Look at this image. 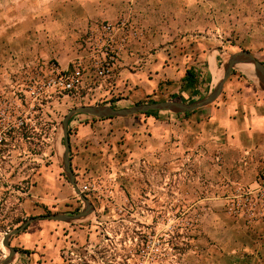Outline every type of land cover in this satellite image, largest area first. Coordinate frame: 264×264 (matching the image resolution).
I'll use <instances>...</instances> for the list:
<instances>
[{
  "label": "rangeland",
  "instance_id": "374dc122",
  "mask_svg": "<svg viewBox=\"0 0 264 264\" xmlns=\"http://www.w3.org/2000/svg\"><path fill=\"white\" fill-rule=\"evenodd\" d=\"M18 1L0 0V17L4 20L0 25V201L16 203L29 199L30 213L22 219L17 210L13 216L6 217L3 220L5 231L18 228L31 217L75 215L84 209L62 164L61 121L68 111L95 105L120 109L149 102H134L118 96L113 98V104L106 105L111 99L94 96L85 88L81 67L82 83L71 92L45 88L51 77L49 64L55 62L36 59L32 51L14 61L16 57L7 45L12 38L6 32L10 24L5 23L6 11L10 3ZM201 1L207 6L206 12L202 15L192 11V14L213 26L201 27L200 32L198 29L192 31L196 40L191 46L200 41L207 47L208 55H215L220 49L227 57L226 54L248 51L244 49L246 47L255 51L262 45L257 40L262 34L256 32L264 29L259 27L261 22L264 24L262 8L243 12L237 7L233 13L222 0ZM233 1L237 3V0ZM195 3L198 6L199 0ZM221 8L225 10H219ZM232 15L237 20L236 26L231 24ZM246 25L251 28H244ZM132 27L127 43L117 53L126 48L129 39L142 35L140 29ZM87 45V52L103 58L104 48L97 46V40L87 41ZM117 61L118 56L111 79ZM223 65L220 72H223ZM248 67L252 71V66ZM91 68L94 71L92 65ZM235 70L229 79L238 74L242 77L240 71L246 76L249 74L243 65L236 66ZM226 83L228 87L230 82ZM224 93L223 89L221 95ZM203 111L181 116L186 123L175 126L174 134L168 132L167 124L163 123L170 116L176 118L169 112L157 113L154 123L144 125L135 121L146 117L144 114L126 120L86 118L93 123H114L92 129L84 128L88 125V120H84L88 116H74L70 121L72 125L68 126L69 142L75 138L83 139L88 141L87 146L98 141V146L89 152H70L77 190L88 198L94 211L88 217L70 223L33 222L32 225L46 224L60 229L46 231L44 228L37 232V245L50 250L44 264L234 263L230 247L223 253L216 239L223 236L231 242L229 233L223 231H235L233 224L238 219L242 228L253 224L235 216L231 210L238 191L248 185L232 180L229 164L236 156L230 154V144L216 135L202 134L201 116L207 115ZM195 113L200 115V123L190 122ZM124 121H128L125 128L131 130L127 144L117 129V123ZM243 172L245 176L247 173ZM83 187L87 190L81 192ZM10 205L4 204V207L9 210ZM0 252L1 261L8 250L2 245ZM33 261L39 264L43 259L37 257Z\"/></svg>",
  "mask_w": 264,
  "mask_h": 264
},
{
  "label": "crops",
  "instance_id": "0c3cea01",
  "mask_svg": "<svg viewBox=\"0 0 264 264\" xmlns=\"http://www.w3.org/2000/svg\"><path fill=\"white\" fill-rule=\"evenodd\" d=\"M195 2L196 0H19L10 3L6 11L5 23H10L6 32L12 38V42L7 45L16 57L14 61L32 51L36 59L40 58L46 63L54 61L60 71L79 65L85 74V88L94 96L111 99L106 105L113 104V98L118 96L134 102L160 98L190 103L197 99V96L192 89L184 88L186 70L193 68L198 74L199 82L195 88L205 95L212 89L215 80L219 79V73L220 78L222 77L223 72H220L219 68L231 54H226L225 57L223 51L217 49V54L208 55L207 47L200 41L191 46L196 40L191 32L196 29L200 32L201 27L210 25L208 21L193 16L192 11L203 15L207 9L203 1L199 0L198 6H195ZM223 2L227 4V10L231 8L233 13L237 11V7L243 12L261 8L264 11V0H237V3L233 0H222ZM122 20L140 29L142 35L137 39H129L126 48L117 53L118 61L112 79L100 84L99 80L94 79V71L91 68L95 54L87 52V33L96 31L101 24H117ZM231 22L232 26L237 25L233 15ZM3 23L4 20L0 17V25ZM244 24L242 20V25ZM242 25H239L240 28ZM263 25L261 22L259 27L263 28ZM244 28L251 27L246 25ZM256 32L262 34V37L257 39L262 45L255 51L250 47L244 49L264 64V47H261L264 44V29H257ZM242 65L246 66L249 74L246 76L240 71L242 77L239 78V74L237 77L232 76V79L227 81L230 82L228 87L225 83V93L221 97L212 105L195 112L205 110L203 113L207 114L204 118L201 116L202 134L216 135L230 144L229 152L236 156L229 164L233 182L249 185L264 165V91L255 84L256 78L248 67L252 65ZM234 71L235 68L232 73ZM199 76L203 78L201 82ZM175 115L176 118L170 116L163 122L167 124L168 132L173 133L175 126L177 128L178 125L186 123L180 114ZM199 117L200 115L195 113L190 122L194 120V123H200ZM86 118L89 117L84 119L88 120V125L84 128L114 124L111 121L93 123ZM155 119L156 116H148L135 121L144 125L154 123ZM127 122L117 123V129L124 136L126 144L131 138V130L125 128ZM71 125L72 122L69 123V126ZM185 133H188L187 130ZM87 142L77 138L72 142L71 139L70 152H89L92 147L98 146V141L86 146ZM83 143L85 146L81 148ZM70 162L73 163L71 160ZM243 171L249 173L248 176H243ZM10 202L0 201V247L3 238L10 232L5 231L3 220L9 215L13 216L17 210L22 214V219L30 213L29 199ZM4 204L12 205L8 210ZM32 224L33 222L23 232L10 239V245L16 253L9 264H37L33 261L37 257L43 259L39 264H44L50 250L39 243L37 245V232L44 228L46 231L60 229L53 225ZM241 225L238 219L233 224L235 231H223L229 233L231 242L223 236L216 239L222 252H226L230 247L231 253L234 254L232 264H264V222H256L245 228ZM6 256L2 255V258Z\"/></svg>",
  "mask_w": 264,
  "mask_h": 264
},
{
  "label": "water",
  "instance_id": "95a60500",
  "mask_svg": "<svg viewBox=\"0 0 264 264\" xmlns=\"http://www.w3.org/2000/svg\"><path fill=\"white\" fill-rule=\"evenodd\" d=\"M252 65V73L256 78L257 84L261 90L264 91V65L259 62L250 52L240 51L230 55L223 65L222 77L217 81L212 90H210L206 96L192 102H180V101H155L153 103H142L133 105L126 108H113L111 106L105 105H95V106H81L68 111V113L63 117L61 121V129L63 134V157L62 164L65 175L70 182V184L76 189L80 200L84 204V209L75 215L66 214H48L45 216H37L26 219L18 228L10 231L2 241L4 248L8 250L7 256L0 261V264H9L16 251L10 245V239L19 233L23 232L32 222L39 220H47L61 223H70L73 221H78L88 217L93 211L94 207L88 198L82 193L78 192L74 176L71 170L70 164V144L68 136V126L71 119L76 115H84L96 119H112V118H126L130 116H135L138 114H143L147 112H169L172 114H184L195 110H199L206 106H209L215 102L223 92V87L227 80L230 78L233 69L238 65Z\"/></svg>",
  "mask_w": 264,
  "mask_h": 264
},
{
  "label": "built area",
  "instance_id": "2783aa9c",
  "mask_svg": "<svg viewBox=\"0 0 264 264\" xmlns=\"http://www.w3.org/2000/svg\"><path fill=\"white\" fill-rule=\"evenodd\" d=\"M132 30L133 27L122 20L117 24H101L96 31L87 33L89 43L94 39L97 40V46L101 45L104 48L103 58L95 56L91 63L94 76L100 84L110 81L117 51L127 43ZM48 70L51 77L44 86L51 91L71 92L82 83L83 72L79 65H74L70 70L60 71L57 64L50 63ZM85 190L87 188L83 187L80 191ZM231 210L235 216L243 217L248 224L264 222V165L255 180L238 191L233 199Z\"/></svg>",
  "mask_w": 264,
  "mask_h": 264
},
{
  "label": "trees",
  "instance_id": "16d2710c",
  "mask_svg": "<svg viewBox=\"0 0 264 264\" xmlns=\"http://www.w3.org/2000/svg\"><path fill=\"white\" fill-rule=\"evenodd\" d=\"M263 64V63H262ZM264 65V64H263ZM200 78V82L202 81V76H199ZM198 74L194 71L193 68H189L186 70L185 73V77H184V88L186 89H192V92L195 94V96H197V99H200L201 96H203L202 92L198 91V89H196V83L198 84ZM155 101H149L148 103H153ZM182 102V101H181ZM196 111V110H195ZM189 112V113H184V114H180V116H188L189 114L195 112ZM159 112H147V113H143L146 117L148 116H156V114ZM92 119H96V118H92ZM104 120V119H101Z\"/></svg>",
  "mask_w": 264,
  "mask_h": 264
},
{
  "label": "bare ground",
  "instance_id": "6f19581e",
  "mask_svg": "<svg viewBox=\"0 0 264 264\" xmlns=\"http://www.w3.org/2000/svg\"><path fill=\"white\" fill-rule=\"evenodd\" d=\"M218 76H219L218 78L220 79V73L218 74ZM219 79H218V80H219Z\"/></svg>",
  "mask_w": 264,
  "mask_h": 264
}]
</instances>
